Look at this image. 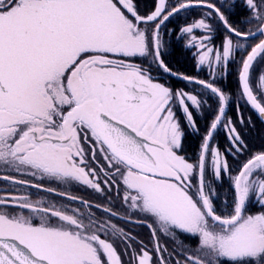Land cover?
<instances>
[{
	"label": "snow or ice",
	"instance_id": "snow-or-ice-1",
	"mask_svg": "<svg viewBox=\"0 0 264 264\" xmlns=\"http://www.w3.org/2000/svg\"><path fill=\"white\" fill-rule=\"evenodd\" d=\"M0 181V264H264V0H0Z\"/></svg>",
	"mask_w": 264,
	"mask_h": 264
},
{
	"label": "trees",
	"instance_id": "trees-1",
	"mask_svg": "<svg viewBox=\"0 0 264 264\" xmlns=\"http://www.w3.org/2000/svg\"><path fill=\"white\" fill-rule=\"evenodd\" d=\"M176 58H177V60L180 61L181 64H185V60H184V58H183L182 56L177 55ZM185 67H187V68L190 69V65H186V64H185ZM229 114L231 115V113H229ZM223 137H224V130L221 129V130L219 131L218 139L223 140ZM2 182H3V181H2Z\"/></svg>",
	"mask_w": 264,
	"mask_h": 264
},
{
	"label": "rangeland",
	"instance_id": "rangeland-1",
	"mask_svg": "<svg viewBox=\"0 0 264 264\" xmlns=\"http://www.w3.org/2000/svg\"><path fill=\"white\" fill-rule=\"evenodd\" d=\"M220 130H221V129H220ZM220 130H219V131H220ZM3 187H5L4 182L0 181V189H2Z\"/></svg>",
	"mask_w": 264,
	"mask_h": 264
}]
</instances>
